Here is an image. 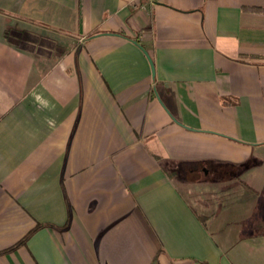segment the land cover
<instances>
[{
  "label": "crops",
  "instance_id": "0c3cea01",
  "mask_svg": "<svg viewBox=\"0 0 264 264\" xmlns=\"http://www.w3.org/2000/svg\"><path fill=\"white\" fill-rule=\"evenodd\" d=\"M0 264H264V0H0Z\"/></svg>",
  "mask_w": 264,
  "mask_h": 264
},
{
  "label": "trees",
  "instance_id": "16d2710c",
  "mask_svg": "<svg viewBox=\"0 0 264 264\" xmlns=\"http://www.w3.org/2000/svg\"><path fill=\"white\" fill-rule=\"evenodd\" d=\"M44 226V224H40L38 223L32 230H30L20 241V243H23L26 241V239L34 232L36 231L38 228Z\"/></svg>",
  "mask_w": 264,
  "mask_h": 264
},
{
  "label": "water",
  "instance_id": "95a60500",
  "mask_svg": "<svg viewBox=\"0 0 264 264\" xmlns=\"http://www.w3.org/2000/svg\"><path fill=\"white\" fill-rule=\"evenodd\" d=\"M148 58H149V61L151 63V66H152V71H153V75L155 74V66H154V63H153V59L151 58V56L149 55V53L147 51H145Z\"/></svg>",
  "mask_w": 264,
  "mask_h": 264
}]
</instances>
